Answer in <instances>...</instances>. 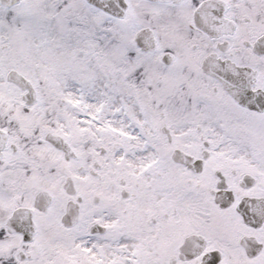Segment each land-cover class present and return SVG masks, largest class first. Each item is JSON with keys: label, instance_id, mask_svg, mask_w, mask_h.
Instances as JSON below:
<instances>
[{"label": "snow or ice", "instance_id": "snow-or-ice-1", "mask_svg": "<svg viewBox=\"0 0 264 264\" xmlns=\"http://www.w3.org/2000/svg\"><path fill=\"white\" fill-rule=\"evenodd\" d=\"M0 264H264V0H0Z\"/></svg>", "mask_w": 264, "mask_h": 264}]
</instances>
